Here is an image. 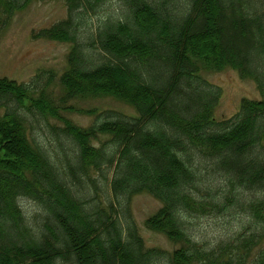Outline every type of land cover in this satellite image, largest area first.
Wrapping results in <instances>:
<instances>
[{
	"label": "trees",
	"instance_id": "trees-1",
	"mask_svg": "<svg viewBox=\"0 0 264 264\" xmlns=\"http://www.w3.org/2000/svg\"><path fill=\"white\" fill-rule=\"evenodd\" d=\"M32 1L0 0V30ZM105 1L67 0L68 19L35 37L72 45L58 103L34 98L38 79H0V264H264V99L218 121L221 90L202 76L237 70L264 97V0H125L93 25ZM99 97L137 116L93 109L89 128L68 117ZM143 193L163 204L147 227L172 254L122 222L119 208ZM211 210L253 224L200 241L188 219Z\"/></svg>",
	"mask_w": 264,
	"mask_h": 264
},
{
	"label": "rangeland",
	"instance_id": "rangeland-1",
	"mask_svg": "<svg viewBox=\"0 0 264 264\" xmlns=\"http://www.w3.org/2000/svg\"><path fill=\"white\" fill-rule=\"evenodd\" d=\"M125 10L124 0H106L102 7L97 9V16L91 15L88 20L94 25L95 21H103V19L119 15ZM117 11L119 12L117 13ZM67 16V0H33L30 5L17 11L7 20V27L0 30V78H8L18 83H29L36 78L38 82L37 88L34 90V98H39V92L44 90L49 92L58 103L63 92L60 86V77L68 69L67 58L71 47L67 43L47 39L36 40L34 35L43 29L51 28L57 22L66 19ZM3 19L6 20V17ZM50 73H53L54 77ZM204 78L211 85L214 84L222 88L221 104L217 108L216 114L217 119H227L238 113L243 99H262L256 84L242 79L239 73L234 70L226 69L222 72L206 73ZM71 105L77 111L73 114L69 113L68 117L85 128L93 124L94 117L89 114L92 109L115 110L127 115L134 112L123 102L105 97L78 99ZM41 119L42 117L37 114L36 128H40ZM50 122L59 124L53 119H50ZM41 140L45 142L43 135ZM213 177H217V174ZM111 178L112 174L108 184H110ZM210 184L215 189L217 179H212ZM203 195L208 194L204 193ZM102 203L104 208H108L109 203L106 197L102 198ZM22 205L26 211L35 214L37 210L35 202L25 200ZM161 207L162 204L151 195L141 194L135 196L131 203L123 204L122 209L119 208L118 211L121 212V218L124 221L134 222L147 248L173 252L178 247L173 241L164 234L148 230L145 226L148 218ZM249 223L253 224V220L251 222V219L238 212L220 215L213 210L206 214H191L188 219L189 227L196 238L212 245L220 239L223 229L226 232L230 229V234L235 235L244 227L249 226ZM263 247L264 242L255 252Z\"/></svg>",
	"mask_w": 264,
	"mask_h": 264
}]
</instances>
